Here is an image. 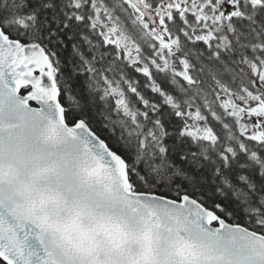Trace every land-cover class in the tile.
<instances>
[{"label":"snow or ice","instance_id":"obj_1","mask_svg":"<svg viewBox=\"0 0 264 264\" xmlns=\"http://www.w3.org/2000/svg\"><path fill=\"white\" fill-rule=\"evenodd\" d=\"M0 264H264V0H0Z\"/></svg>","mask_w":264,"mask_h":264}]
</instances>
